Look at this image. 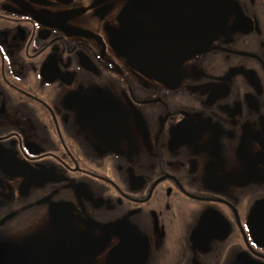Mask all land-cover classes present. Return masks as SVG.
<instances>
[{"label":"flooded vegetation","instance_id":"1","mask_svg":"<svg viewBox=\"0 0 264 264\" xmlns=\"http://www.w3.org/2000/svg\"><path fill=\"white\" fill-rule=\"evenodd\" d=\"M213 8L0 0V264H264V0Z\"/></svg>","mask_w":264,"mask_h":264},{"label":"water","instance_id":"2","mask_svg":"<svg viewBox=\"0 0 264 264\" xmlns=\"http://www.w3.org/2000/svg\"><path fill=\"white\" fill-rule=\"evenodd\" d=\"M219 12L213 8V0H195V33L192 34L191 42L188 44L187 53L205 48L212 41ZM140 21L138 17L127 16L123 19V29L120 34L122 43L137 63L146 59H158L159 54L155 45L151 48L147 47Z\"/></svg>","mask_w":264,"mask_h":264}]
</instances>
